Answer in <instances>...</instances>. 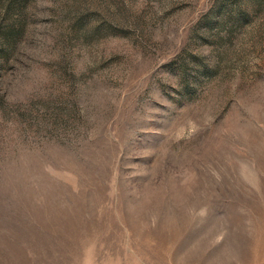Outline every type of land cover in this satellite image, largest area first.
Listing matches in <instances>:
<instances>
[{
  "label": "rangeland",
  "instance_id": "rangeland-1",
  "mask_svg": "<svg viewBox=\"0 0 264 264\" xmlns=\"http://www.w3.org/2000/svg\"><path fill=\"white\" fill-rule=\"evenodd\" d=\"M0 264H264V0H0Z\"/></svg>",
  "mask_w": 264,
  "mask_h": 264
}]
</instances>
